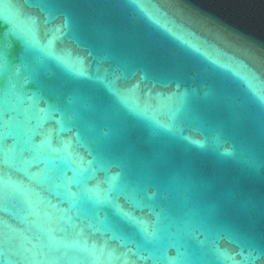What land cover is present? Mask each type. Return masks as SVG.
Returning a JSON list of instances; mask_svg holds the SVG:
<instances>
[{"label": "water", "instance_id": "1", "mask_svg": "<svg viewBox=\"0 0 264 264\" xmlns=\"http://www.w3.org/2000/svg\"><path fill=\"white\" fill-rule=\"evenodd\" d=\"M262 91L264 0H0V264H264Z\"/></svg>", "mask_w": 264, "mask_h": 264}, {"label": "snow or ice", "instance_id": "2", "mask_svg": "<svg viewBox=\"0 0 264 264\" xmlns=\"http://www.w3.org/2000/svg\"><path fill=\"white\" fill-rule=\"evenodd\" d=\"M251 83V82H250ZM262 94H264V91H262Z\"/></svg>", "mask_w": 264, "mask_h": 264}]
</instances>
